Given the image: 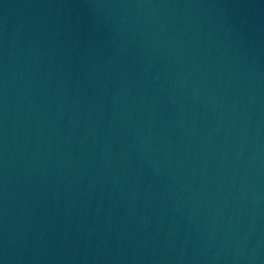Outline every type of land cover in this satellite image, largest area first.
Masks as SVG:
<instances>
[{
	"label": "water",
	"instance_id": "95a60500",
	"mask_svg": "<svg viewBox=\"0 0 264 264\" xmlns=\"http://www.w3.org/2000/svg\"><path fill=\"white\" fill-rule=\"evenodd\" d=\"M0 264H264V0H0Z\"/></svg>",
	"mask_w": 264,
	"mask_h": 264
}]
</instances>
